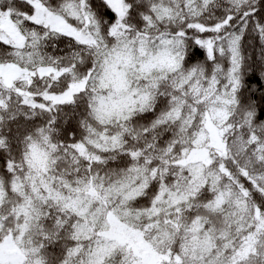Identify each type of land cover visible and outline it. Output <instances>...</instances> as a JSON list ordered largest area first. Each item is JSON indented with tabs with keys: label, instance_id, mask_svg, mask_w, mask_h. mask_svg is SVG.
Segmentation results:
<instances>
[{
	"label": "snow or ice",
	"instance_id": "snow-or-ice-1",
	"mask_svg": "<svg viewBox=\"0 0 264 264\" xmlns=\"http://www.w3.org/2000/svg\"><path fill=\"white\" fill-rule=\"evenodd\" d=\"M0 264H264V0H0Z\"/></svg>",
	"mask_w": 264,
	"mask_h": 264
}]
</instances>
